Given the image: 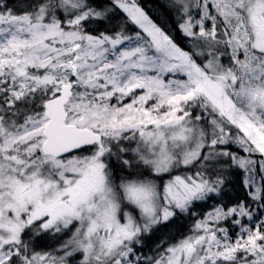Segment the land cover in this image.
<instances>
[{
    "label": "snow or ice",
    "instance_id": "snow-or-ice-1",
    "mask_svg": "<svg viewBox=\"0 0 264 264\" xmlns=\"http://www.w3.org/2000/svg\"><path fill=\"white\" fill-rule=\"evenodd\" d=\"M0 264H264V0H0Z\"/></svg>",
    "mask_w": 264,
    "mask_h": 264
}]
</instances>
